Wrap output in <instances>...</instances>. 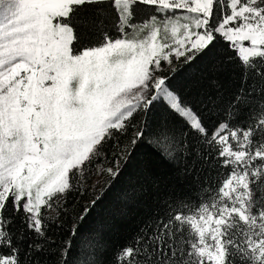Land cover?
Returning <instances> with one entry per match:
<instances>
[{
  "label": "snow or ice",
  "instance_id": "snow-or-ice-1",
  "mask_svg": "<svg viewBox=\"0 0 264 264\" xmlns=\"http://www.w3.org/2000/svg\"><path fill=\"white\" fill-rule=\"evenodd\" d=\"M213 152L224 178L111 264H264V0H0V264H105L116 182L126 211L151 154L183 181Z\"/></svg>",
  "mask_w": 264,
  "mask_h": 264
},
{
  "label": "trees",
  "instance_id": "trees-1",
  "mask_svg": "<svg viewBox=\"0 0 264 264\" xmlns=\"http://www.w3.org/2000/svg\"><path fill=\"white\" fill-rule=\"evenodd\" d=\"M239 76V69H236L234 77L226 73L220 77V82L225 88H229L230 81L235 79L238 82ZM173 83L177 88H182L185 95L191 92V95L188 96L190 100H196L197 92L201 88H209L207 81L196 84L190 81L182 71L175 76ZM149 159L151 160V176L149 182L144 185L143 191L138 193L137 202L128 204L126 211L124 210L122 195L127 186L126 174L124 178L116 182V186L93 209V221L107 220L109 225L105 232L108 251L102 257L105 264H111L113 250L131 242L139 229L157 219L166 220L168 213L175 208L176 197L190 196L192 202L198 203L196 190L199 185L210 184L214 188L217 179L224 178L227 172L214 152L210 154L207 161H197L192 174L183 181L177 177V170L164 159L155 154H151ZM188 159L191 163L193 158L189 157ZM95 173V169H93L88 187L90 191L94 190L100 194L102 188L105 187L104 180L107 178L99 177L98 184L93 189L92 180ZM169 204L172 205V209L169 208ZM117 209L121 211L117 212Z\"/></svg>",
  "mask_w": 264,
  "mask_h": 264
},
{
  "label": "rangeland",
  "instance_id": "rangeland-1",
  "mask_svg": "<svg viewBox=\"0 0 264 264\" xmlns=\"http://www.w3.org/2000/svg\"><path fill=\"white\" fill-rule=\"evenodd\" d=\"M165 68H167V64H166V63H165ZM98 180H99V176L96 175V173H95V176H94V178H93V180H92V185L97 186V184H98Z\"/></svg>",
  "mask_w": 264,
  "mask_h": 264
}]
</instances>
